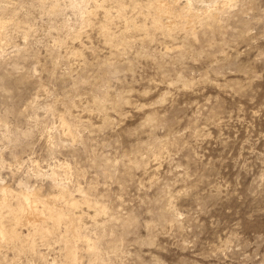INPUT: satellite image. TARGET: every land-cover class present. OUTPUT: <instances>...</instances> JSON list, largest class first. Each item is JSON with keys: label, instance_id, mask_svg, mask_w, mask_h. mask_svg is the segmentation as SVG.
<instances>
[{"label": "rangeland", "instance_id": "374dc122", "mask_svg": "<svg viewBox=\"0 0 264 264\" xmlns=\"http://www.w3.org/2000/svg\"><path fill=\"white\" fill-rule=\"evenodd\" d=\"M39 1L0 0V181L53 194L54 171L100 241L83 264H264V0L216 3L195 37L141 30L147 0ZM42 241L0 264H67Z\"/></svg>", "mask_w": 264, "mask_h": 264}, {"label": "bare ground", "instance_id": "6f19581e", "mask_svg": "<svg viewBox=\"0 0 264 264\" xmlns=\"http://www.w3.org/2000/svg\"><path fill=\"white\" fill-rule=\"evenodd\" d=\"M39 1V0H38ZM67 1V0H66ZM81 1V0H80ZM88 0H82L81 2H87ZM90 1V0H89ZM95 1V0H94ZM97 1V0H96ZM100 2V0H98ZM103 1V0H102ZM118 1V0H116ZM135 1V0H134ZM133 1V2H134ZM144 1V0H143ZM234 0H215V4L213 5H204L197 7L194 4V0H147L145 3V10L142 11V7H140V11H137L138 13L141 12L143 15H145L146 19L149 20V23H144L141 30H159L161 32H169L174 28H181L185 30L190 36L195 37L196 36V30L194 27V24L196 26V23L200 20L202 17H215L218 5L216 3H231ZM44 3V1H39ZM69 2V0H68ZM141 2V1H137ZM47 3V2H46ZM49 3V2H48ZM51 3V4H50ZM50 5L52 7V10L56 13H59L62 11V3L60 0H50ZM92 3V2H91ZM96 3V2H95ZM201 3V2H200ZM212 3L210 1L208 4ZM2 4V3H1ZM123 4V3H122ZM127 4V2H126ZM134 4H136L134 2ZM133 4V5H134ZM49 5V6H50ZM71 8H75V10L78 12L79 9V3L78 2H71L70 4ZM138 5V3L136 4ZM229 5V4H228ZM231 5V4H230ZM2 6V5H1ZM81 6H83L81 4ZM96 6V5H93ZM99 6V5H98ZM115 6V5H114ZM224 6V5H223ZM90 7V6H89ZM97 7V6H96ZM221 7V6H220ZM82 8V7H81ZM95 8V7H94ZM99 8V7H98ZM101 8V7H100ZM79 9V10H78ZM86 10V8L84 7ZM220 9V8H219ZM19 10V9H18ZM72 10V9H71ZM105 10V9H104ZM107 10V9H106ZM83 11V10H82ZM87 14H88V10ZM109 11V9H108ZM117 14L118 11L116 10ZM16 12V11H14ZM109 13V12H108ZM220 13V12H218ZM223 13V12H222ZM11 14V13H10ZM79 14V13H78ZM83 14V13H82ZM105 14V12L103 13ZM94 15H96L94 13ZM106 15V14H105ZM141 15V14H140ZM134 16V15H133ZM132 16V17H133ZM213 16V17H212ZM18 17V16H17ZM79 17V16H78ZM84 17V16H83ZM131 17V16H130ZM220 17V16H219ZM111 18V17H109ZM123 18V17H122ZM129 18V17H128ZM127 18V20H128ZM85 19V18H84ZM125 19V16H124ZM27 20V19H26ZM49 20V19H48ZM109 21V19H107ZM126 20V19H125ZM130 20V18H129ZM128 20V21H129ZM132 20V18H131ZM220 20V19H219ZM87 21V20H84ZM83 21V23H84ZM102 21V19H101ZM105 21V19H104ZM131 21L132 25L135 23ZM145 21V20H144ZM13 24H16L15 21H11ZM15 22V23H14ZM90 22V20H89ZM92 22V21H91ZM200 22V21H199ZM210 22V21H209ZM216 23V22H215ZM10 24V20H1L0 19V30L1 28H5L7 25ZM72 24V23H71ZM106 24V23H104ZM127 24V23H126ZM17 25V24H16ZM19 25V24H18ZM17 25V26H18ZM129 26L131 24H128ZM137 25L135 23L133 26ZM12 26L13 25H9ZM105 26V25H104ZM140 25H138V28ZM16 27V26H15ZM14 27V28H15ZM107 28V26H105ZM136 27V26H135ZM221 27V26H220ZM128 28V26L126 27ZM137 28V29H138ZM217 28V27H216ZM7 29V28H6ZM28 29V28H27ZM53 29V28H52ZM72 29V28H70ZM100 30V28H99ZM105 31V29H103ZM109 30V29H108ZM74 31V30H73ZM103 33L105 34V32ZM138 31V30H137ZM148 32V31H147ZM102 33V32H101ZM119 33V32H118ZM144 33V32H143ZM156 33V32H155ZM2 34V33H1ZM109 37V33H106ZM109 34V35H108ZM146 34V33H144ZM160 34V33H159ZM158 34V35H159ZM79 35V34H78ZM122 35V34H120ZM73 36V35H72ZM104 36V35H103ZM119 36V35H118ZM125 36V35H123ZM151 36V34H150ZM187 36V35H186ZM66 37V36H65ZM117 37V36H116ZM126 37V36H125ZM147 37V35H146ZM158 37V36H157ZM4 38V37H3ZM112 38V37H111ZM110 38V39H111ZM161 38V37H160ZM170 38V37H168ZM29 39V38H28ZM55 39V38H54ZM74 39V38H73ZM107 39V38H106ZM119 39V38H118ZM121 39H123L121 37ZM56 40V39H55ZM79 40V39H78ZM150 40V39H149ZM192 40V39H191ZM112 41H116L114 38ZM121 41V40H120ZM190 41V40H189ZM113 42V43H114ZM121 44H124V40ZM0 45H1V37H0ZM126 45V43H125ZM124 45V46H125ZM128 45H126L127 47ZM220 46V45H219ZM158 47V46H157ZM199 47V46H198ZM218 47V46H217ZM223 47V46H222ZM156 48V47H155ZM175 47L174 49H176ZM184 48V47H183ZM173 49V50H174ZM66 50V49H65ZM214 50V49H213ZM216 50V49H215ZM75 54V53H74ZM78 55V54H77ZM83 55V54H82ZM215 57V56H214ZM167 58V57H166ZM102 61V60H101ZM117 62V61H116ZM118 63V62H117ZM225 63V62H224ZM100 64V63H99ZM120 64V63H119ZM105 67V66H104ZM110 67V66H109ZM120 67V66H119ZM118 67V68H119ZM108 68V67H107ZM113 68V67H112ZM174 69V68H173ZM114 72V71H113ZM111 74V73H110ZM116 75V74H115ZM101 76V75H100ZM189 76V75H188ZM184 77V76H183ZM101 78V77H100ZM107 78V77H106ZM105 81V80H104ZM213 83V82H212ZM103 84V83H102ZM97 88V87H96ZM99 90V89H98ZM108 91V90H107ZM98 92V91H96ZM101 92V91H99ZM98 92V93H99ZM103 92V91H102ZM97 93V94H98ZM118 95V94H117ZM107 99V98H106ZM111 100V99H110ZM118 100V99H117ZM114 101V100H113ZM125 102V100H124ZM123 103V102H122ZM110 104V103H109ZM69 107V106H68ZM118 111V110H116ZM68 114V113H67ZM61 115V114H60ZM76 115V114H75ZM107 116V115H106ZM158 116V115H157ZM104 118V117H103ZM149 118V117H148ZM68 121V120H67ZM66 121V122H67ZM62 122V121H61ZM65 122V121H64ZM62 122V123H64ZM65 124V123H64ZM62 125V124H61ZM76 125V124H75ZM69 126V125H68ZM67 126V127H68ZM69 129V127H68ZM71 129V128H70ZM69 131L71 133V130ZM77 130V129H76ZM73 133V131H72ZM66 134V133H65ZM78 137V136H77ZM81 139V138H80ZM77 140V139H76ZM155 142V141H154ZM138 151V150H137ZM153 153V152H152ZM138 154V153H137ZM138 157V156H137ZM95 158V157H94ZM109 165V164H108ZM66 166V165H65ZM68 166V165H67ZM134 166V165H133ZM106 168V167H105ZM145 168V166H144ZM107 169V168H106ZM127 169V168H126ZM50 173V172H49ZM113 173V172H112ZM48 174V173H47ZM109 174V173H108ZM110 175V174H109ZM54 171L50 178V186L52 187L51 190H53V194L50 193H42L40 188L32 187L31 185L26 184L24 181H20L19 190L12 189L8 184L6 185L4 182L0 181V246L2 243L4 244H13L14 248L17 246V243H19V247L17 249L22 250L23 248H30L33 250L35 248V236H39L41 240L44 242L49 243L50 239L55 236L59 240V244H62L64 248V256L67 258V264H83V262L79 261V254L76 252V241L82 240L88 250V254L93 257L92 260L98 259L99 261L103 260V253L100 248L99 244V238H90L87 235H82L81 229L79 224H77V216L74 213L73 209L74 206H77L79 203L81 205V202L76 199H74L73 195L71 194V191L69 187L66 184L57 182L55 178ZM27 182V181H26ZM35 186V185H34ZM77 188V187H76ZM79 190V189H78ZM81 190V189H80ZM79 190V191H80ZM82 193V202L88 206H92V208H95V211H105L104 205L100 206L101 204L93 203L96 201H91L88 196H86L85 192L82 190L80 191ZM220 192V191H218ZM222 193V192H221ZM220 193V194H221ZM166 196V195H165ZM168 196V195H167ZM163 197V196H162ZM158 198V197H157ZM92 199V198H91ZM155 199V198H154ZM66 204L65 206L63 205ZM99 204V205H98ZM169 204V203H168ZM171 206V205H170ZM80 207V206H79ZM201 207V206H200ZM73 208V209H72ZM90 208V207H89ZM170 208V207H168ZM159 209V208H158ZM157 209V210H158ZM162 209V208H161ZM163 210V209H162ZM165 210V209H164ZM172 211V210H171ZM177 211V210H176ZM76 212V211H75ZM82 213L81 211H78V213ZM169 212V211H168ZM167 212V213H168ZM175 212V211H174ZM80 213V214H81ZM106 213V211H105ZM170 213V212H169ZM79 214V215H80ZM78 215V214H77ZM82 215V214H81ZM81 215L79 217V221L81 218ZM164 216V215H163ZM172 216V215H171ZM178 216V215H177ZM128 217V216H127ZM174 218V217H173ZM130 219V218H129ZM165 219V218H164ZM121 221V220H120ZM125 221V220H124ZM93 222V221H92ZM95 222V219H94ZM111 223V222H110ZM119 223V222H117ZM179 223V222H178ZM96 224V223H95ZM107 224V223H106ZM28 225L29 226V232L25 235L22 234V231L20 230V226ZM114 225V224H112ZM125 225V224H124ZM62 226V228H61ZM101 226V225H100ZM26 227V226H25ZM118 227V226H116ZM178 228V227H177ZM80 229V230H79ZM111 229V228H110ZM116 229V228H115ZM123 229V228H122ZM129 229V228H128ZM100 230V229H98ZM83 231V230H82ZM87 231V230H86ZM101 231V230H100ZM105 231V230H104ZM24 233V232H23ZM84 233V232H83ZM108 233V232H107ZM87 234V233H86ZM111 234V233H110ZM127 234V233H126ZM90 236V235H89ZM101 236V235H100ZM120 236V235H119ZM98 237V236H97ZM102 239V238H101ZM100 239V240H101ZM112 239V237H111ZM124 239V238H123ZM42 241V242H43ZM82 242V243H83ZM102 242V241H101ZM106 243V242H105ZM109 243V242H108ZM113 244V243H111ZM3 245V244H2ZM82 245V244H80ZM11 246V245H10ZM38 246V245H37ZM36 246V247H37ZM83 246V245H82ZM103 246V245H102ZM113 246V245H112ZM84 247V246H83ZM105 247V246H104ZM108 248V247H107ZM37 249V248H35ZM34 249V250H35ZM13 250V249H12ZM39 250V249H38ZM85 249V251H87ZM106 251V250H105ZM108 251V250H107ZM39 254V251H37ZM41 254V253H40ZM107 254V253H106ZM86 255V254H84ZM43 257V255L41 254ZM39 256V258L41 257ZM83 257V256H82ZM45 258V257H43ZM42 258V259H43ZM4 259V258H3ZM14 258H12L13 260ZM108 259V258H106ZM46 260V259H45ZM82 260V259H81ZM54 261V260H53ZM110 261V260H109ZM97 262V261H96ZM104 262V261H103ZM120 262V261H119ZM117 262V263H119ZM4 263V262H3ZM47 264V262H45ZM65 264V262H63ZM109 263V262H108ZM100 264V263H99Z\"/></svg>", "mask_w": 264, "mask_h": 264}]
</instances>
